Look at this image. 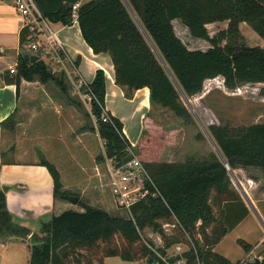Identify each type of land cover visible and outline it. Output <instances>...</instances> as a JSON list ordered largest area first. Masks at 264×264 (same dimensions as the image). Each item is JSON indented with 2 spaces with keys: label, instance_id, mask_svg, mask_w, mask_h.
I'll return each mask as SVG.
<instances>
[{
  "label": "trees",
  "instance_id": "obj_1",
  "mask_svg": "<svg viewBox=\"0 0 264 264\" xmlns=\"http://www.w3.org/2000/svg\"><path fill=\"white\" fill-rule=\"evenodd\" d=\"M81 0H35L42 15L53 23L70 24L72 5ZM134 13L124 0L81 1L78 22L83 38L95 53H108L115 68V82L125 88L126 95L149 87L152 105L170 109L176 116H191L183 94L167 70L158 52L187 95L199 93L207 78L223 76L228 88L244 83H264V0H128ZM179 19L191 35L208 40L207 50L190 49L178 36L174 20ZM227 21V27L210 35L207 25ZM151 38L148 39L144 30ZM28 28H22V48L16 73L7 71L5 81L17 85L22 79L56 81L63 90L68 85L65 76L57 77L42 59L31 60V51L25 46L32 39ZM156 47L157 51L154 49ZM79 63V61H78ZM91 87L105 105L106 74L97 69ZM264 94V86L262 88ZM97 130L106 142L99 159L113 158L122 164L132 158V143L123 130V122L111 112L113 122L101 119L102 108L96 104ZM12 115L3 120L5 126ZM223 152L230 170L216 151L202 159L191 157L185 161L168 162L158 159V149L152 144L154 133L161 126L153 122L150 113L144 118L143 144L139 146L140 159L154 179L162 196L149 195L135 203L132 218L110 214L95 206L83 204L84 210L67 209L54 214L42 223L41 233L17 223L7 206L5 192L0 189V236L30 237L32 240L30 264H66L70 253L86 248L90 253L104 243L107 256L120 255L133 261L130 246L117 248L112 244L120 233L132 245L150 229L159 232L164 222L176 220L179 235L162 233L163 245L158 251L167 255L174 244L186 243L183 253L186 264H238L214 251V246L232 230L249 209L231 178V171L239 168L264 170V121L244 126L210 124L207 126ZM94 128V129H96ZM7 152H0L5 157ZM53 176L54 195L68 194L62 189L60 172L47 159H42ZM145 240V241H144ZM155 245L148 236L143 239L140 251L154 262L161 260L152 250ZM250 252L252 244L239 239ZM137 254V250L135 252ZM257 259L260 261L257 262ZM175 257L171 258L174 261ZM252 264H264V256Z\"/></svg>",
  "mask_w": 264,
  "mask_h": 264
},
{
  "label": "rangeland",
  "instance_id": "obj_2",
  "mask_svg": "<svg viewBox=\"0 0 264 264\" xmlns=\"http://www.w3.org/2000/svg\"><path fill=\"white\" fill-rule=\"evenodd\" d=\"M49 23L57 30L53 22ZM173 23L176 33L188 48L207 50L211 47L208 40L191 35L188 27L183 25L179 19L174 20ZM227 24V21L210 23L207 25L208 31L213 36L219 30L227 27ZM16 41L17 37L14 35L9 43ZM5 61V57L0 58L1 68L8 65L4 63ZM47 65L57 77L62 75L55 67L48 63ZM86 78L91 81L92 76L88 74ZM263 86L262 82H249L231 89L225 85L224 77L221 75L207 78L203 89L189 98L194 110L190 109L191 116L187 118L176 116L168 108L152 105L149 112L150 117L154 123L162 127L160 132L154 133L152 142L158 149V159L168 162L185 161L191 157L202 159L212 151H216L212 140L195 116L196 114L206 127L210 124H229L235 127L264 121V94L261 91ZM184 102L189 108L191 107L186 100ZM105 105L112 110L129 115L125 125L128 134L126 136L134 146V153L140 156L139 146L143 144V131L139 129V114L133 118L130 117L134 104H130L119 96L109 94L105 98ZM96 127L97 122L91 114V106L86 105L79 97L75 96L70 85L65 91L54 80L48 82L39 80L38 84L34 85L27 96L21 100L11 120L3 127V152H7V155L2 157V161L33 162L47 159L60 172L62 189L67 191V195L80 197L78 204H74L69 199L58 197V199L70 202H67V209L83 211V204H91V206L102 208L112 215L128 219L129 215L116 206L106 182V174H104L106 160L99 159V156L104 152V144ZM17 146L24 148L22 159L18 158ZM55 161L58 162L59 167ZM231 178L235 187L242 194L244 192L241 191V187L244 188L250 199H247L250 207L258 209V205L264 214V170L239 168L231 173ZM20 197L24 199L23 195ZM20 197L19 195L15 198L9 197L10 207L8 208L13 219L17 223L31 228L33 232L41 233L42 223L51 219L53 210L48 212L51 214L46 213L37 217L33 216V212L29 210L25 211L26 215H14L19 213L15 206ZM39 197L37 201L40 204L46 202L45 195ZM24 201L34 202L35 197L26 195ZM43 207L39 208L42 210ZM25 212L22 211L20 214ZM258 212L260 214V211ZM163 227L167 235H179V227L175 219L164 222ZM239 232L241 231L238 230L237 233ZM151 233L154 232L146 229L142 233L143 238L132 245H129L120 233L115 236L112 244L120 249L123 246H130L132 248L130 253L132 256L134 255L133 261L124 260L120 255L107 256L103 242H100L97 254L94 251L90 253L86 248H83L78 249L77 253H70L66 258L62 257V259L66 264H148L149 259L140 251V248L143 239L150 236ZM154 234H157L156 236L161 238L164 243L162 234L159 232ZM230 239L232 237L226 241ZM31 244L32 240L29 236H0V264H30ZM177 245L179 243L168 249L169 254L167 253V255L179 252L176 248ZM181 247L180 251L182 252L185 246L181 245ZM258 250L257 248L256 256L259 255ZM255 255L253 254V256Z\"/></svg>",
  "mask_w": 264,
  "mask_h": 264
},
{
  "label": "crops",
  "instance_id": "obj_3",
  "mask_svg": "<svg viewBox=\"0 0 264 264\" xmlns=\"http://www.w3.org/2000/svg\"><path fill=\"white\" fill-rule=\"evenodd\" d=\"M53 24L56 25V31L58 32L61 40L66 44L71 55L76 58L77 61H79L80 67L85 76L86 74L87 76L88 74L91 75L92 81L96 75L97 69L102 68L105 71V98H107L109 94H113L115 96H119L122 99H126V101H128L130 104H134V108L130 113V117L133 118L139 114V129L143 131L144 118L151 109L149 87L140 88L127 96L125 88L115 82V68L111 56L108 53L94 52V50L83 38L78 21L71 22L70 24H63L61 22ZM22 28L23 20L15 7L14 0H0V58L2 59L5 57L6 61L4 63L8 64L4 65L2 68L0 66V123L17 111L21 100L27 96L29 90L34 87V85L38 84L39 81L22 79L19 92L17 91L16 84L7 83L5 81L7 71H9L11 67L16 66L18 63V56L22 50L20 46V33ZM14 35H16L17 41L15 43H9L10 39ZM25 47L27 48V46ZM107 109L114 116L120 118V120L123 122V130L126 135H128L125 125L129 115L127 113L122 114L119 111L112 110L108 107ZM3 144V127L0 125V152L4 151ZM23 150V147L20 148V146H17V154L19 155L18 158L22 159ZM0 160V189H2L4 184L15 185V188L5 192L7 206L10 207L9 197L15 198L18 197V195L19 197L20 195H23L24 199L26 195L35 197L34 202L24 201V199L20 197V200L16 201L17 205L15 206L19 213H15L14 215H26L27 213L25 211L29 210L33 212V216L37 217L39 215L42 216L48 213L50 210H53V215H58L64 210H67V202H70L55 197L54 180L52 174L45 165L41 164L40 160L33 162L18 160L12 162L2 161V157H0ZM55 162L59 167L58 162ZM241 191L244 192V194L241 192L240 194L242 195L243 200L249 209V213L232 230L226 233L221 241L213 248L215 252L227 257L233 263L249 258L253 256V254L255 255L257 248L259 249V255L255 256L257 258L264 256V226L259 220L255 211L250 207L246 197L247 194L243 187H241ZM40 195H45L46 202L43 204H40V202L37 201L40 198ZM92 205L94 204L92 203ZM39 207H43L44 209L41 210ZM257 208L264 220L263 212L258 205ZM22 211L25 213L20 214ZM238 230L241 232L237 233ZM229 237H232V239L226 241V239H229ZM238 239H244L252 243V250L247 252L243 246L238 243ZM179 244L184 245L185 247L182 252L179 250V252L170 254H176L174 261H171L170 259L172 264H186L187 262L186 258L183 256V253L189 248V246L186 243ZM149 261L148 264H157V261H153V263H150Z\"/></svg>",
  "mask_w": 264,
  "mask_h": 264
},
{
  "label": "built area",
  "instance_id": "obj_4",
  "mask_svg": "<svg viewBox=\"0 0 264 264\" xmlns=\"http://www.w3.org/2000/svg\"><path fill=\"white\" fill-rule=\"evenodd\" d=\"M14 4L22 17L23 28H28L30 31L29 36L32 39L26 44L28 50L32 54L38 55L65 76V80L70 85L73 94L86 105L91 106V114L96 122L97 117L93 113V106L96 104L102 108L101 119L104 122H113L110 111L93 91L91 81L84 75L77 59L71 55L58 32L49 23L50 21L42 15L35 0H14ZM80 6L81 1H77L72 5V22L78 21ZM9 71L11 74L16 73V66L11 67ZM103 144L105 146L106 142L103 141ZM129 149L132 158L122 164H116L113 158L106 157V171L104 174H106V182L116 206L124 210L129 218H132L131 208L135 203L149 195L162 196V194L140 157L134 153L133 148ZM99 174L101 175L100 171ZM162 198L165 200L163 196ZM156 235L154 233L150 234L155 245L146 243L164 262L157 260V264H172L170 259L175 257L176 254H161L157 247L162 246L163 242ZM176 248L181 250L182 247L179 244ZM256 258V256H251L241 260L238 264H252Z\"/></svg>",
  "mask_w": 264,
  "mask_h": 264
},
{
  "label": "water",
  "instance_id": "obj_5",
  "mask_svg": "<svg viewBox=\"0 0 264 264\" xmlns=\"http://www.w3.org/2000/svg\"><path fill=\"white\" fill-rule=\"evenodd\" d=\"M124 1L126 2V4L128 5V7L130 8V10H131V11L134 13V15H135V12L133 11V9H132L131 5L129 4L128 0H124ZM135 17H136L137 21L140 23V21L138 20V18H137L136 15H135ZM140 24H141V23H140ZM142 29L144 30V32H145V34L147 35V37H148V39L150 40V42L153 44L151 38L149 37V35L147 34V32L145 31V29L143 28V26H142ZM153 47H154V49L157 51L156 47H155V46H153ZM157 52H158V51H157ZM158 54H159L161 60L163 61L164 65L166 66L167 70H168L169 73L171 74L172 78H173L174 81L176 82V84H177L179 90L182 92V94H183V99L186 100V102H188V104H190V105H189V106H191L190 109H191V110H194L193 107H192V105H191V100L189 99V97H187V95L185 94V92H184L183 89L181 88L180 84L178 83L177 79L175 78L173 72H172V71L170 70V68L168 67V65H167V63L165 62L164 58L161 56V54H160L159 52H158ZM38 59H40V57H39L38 55H36V54H32V55H31V60H32V61H35V60H38ZM195 114H196V113H195ZM195 116L197 117V119L199 120V122L201 123V125L203 126L205 133H206V134L208 135V137L212 140V143L214 144V147H215L216 152L218 153V155L220 156V158L222 159V161L226 164V166H227L228 169L230 170V167H229V165H228V162H227V160H226V158H225L223 152L221 151V149L219 148V146H218L217 143L215 142V140H214L213 136L211 135L209 129H208V128L205 126V124L201 121V119H200V117L198 116V114H196ZM232 172H233V171H231V173H232ZM233 176H234V178L238 181L237 177H236L235 175H233ZM238 182H239V181H238ZM13 188H15V185L4 184V185L2 186V190H3L4 192H8L10 189H13ZM245 196H246V195H245ZM246 197H247L248 200H250L248 196H246ZM63 198H65V199H69V200H70L71 202H73L74 204H78V202H79V200H80V197H79L78 195H67V194H66V195H63ZM253 210L256 212V214H257L259 220L261 221V223H262L263 226H264V220H263L262 216L259 214V212L257 211V209H253ZM163 232H165V231H164V227H161L160 230H159V233L162 234ZM153 259H154V258L151 257L149 262H150V263H153V261H154ZM259 261H260V260L257 259V262H259Z\"/></svg>",
  "mask_w": 264,
  "mask_h": 264
},
{
  "label": "bare ground",
  "instance_id": "obj_6",
  "mask_svg": "<svg viewBox=\"0 0 264 264\" xmlns=\"http://www.w3.org/2000/svg\"><path fill=\"white\" fill-rule=\"evenodd\" d=\"M144 103V102H143Z\"/></svg>",
  "mask_w": 264,
  "mask_h": 264
}]
</instances>
